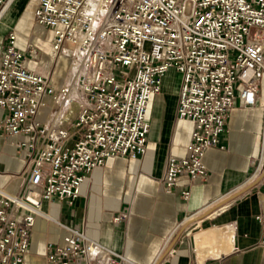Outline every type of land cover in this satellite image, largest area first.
<instances>
[{"label": "built area", "instance_id": "obj_1", "mask_svg": "<svg viewBox=\"0 0 264 264\" xmlns=\"http://www.w3.org/2000/svg\"><path fill=\"white\" fill-rule=\"evenodd\" d=\"M14 1L0 0V23ZM37 2L36 24L53 30L49 52L31 41L19 49V32L10 27L0 55V136L24 152L29 167L26 192L0 187V264H25L38 216L68 230L63 242L46 244L47 264H124L123 253L51 217L43 203L72 206L95 168L146 153L149 104L172 69L181 74L176 118L192 120L194 130L186 156H168L161 181L167 192L182 175L204 181L205 154L225 148L221 135L237 99L246 108L257 101L264 0ZM61 57L66 78L56 84L52 71ZM121 66L130 70L118 76ZM189 196L190 189L182 191ZM256 219L264 245V215Z\"/></svg>", "mask_w": 264, "mask_h": 264}, {"label": "crops", "instance_id": "obj_2", "mask_svg": "<svg viewBox=\"0 0 264 264\" xmlns=\"http://www.w3.org/2000/svg\"><path fill=\"white\" fill-rule=\"evenodd\" d=\"M37 4V0H15L0 28L19 32V49L25 50L31 41L48 53L52 38L44 41L37 33L42 27L34 19ZM13 8L14 18L8 21ZM5 45L6 39H0V55ZM60 59L52 71L56 84L66 78L67 65L60 66ZM27 65L42 73L49 71L29 59ZM179 88L167 95L165 76L161 93L151 99V126L142 157L108 159L81 184V193L72 206L61 200L45 201L43 211L123 253L128 259L124 264H264L262 227L256 219L264 215V78L255 105L246 108L237 99L229 112L221 135L225 148L207 150V178L190 182L182 175L167 192L161 181L166 160L169 155L186 156L194 130L192 120L176 118ZM2 116L0 108V119ZM28 172L24 152L0 136V187L14 194L26 192ZM185 189H190L188 199L182 197ZM36 193L40 196L41 189L36 188ZM122 214L126 219L117 220ZM211 227L232 230L231 246L227 253L200 261L196 234ZM67 233L66 228L38 216L25 264H47L46 244L63 242Z\"/></svg>", "mask_w": 264, "mask_h": 264}, {"label": "bare ground", "instance_id": "obj_3", "mask_svg": "<svg viewBox=\"0 0 264 264\" xmlns=\"http://www.w3.org/2000/svg\"><path fill=\"white\" fill-rule=\"evenodd\" d=\"M231 242L232 230L228 228L211 227L200 230L196 234L197 256L200 261L210 255L220 256L229 251Z\"/></svg>", "mask_w": 264, "mask_h": 264}, {"label": "rangeland", "instance_id": "obj_4", "mask_svg": "<svg viewBox=\"0 0 264 264\" xmlns=\"http://www.w3.org/2000/svg\"><path fill=\"white\" fill-rule=\"evenodd\" d=\"M11 11L12 12L10 14H8V17H9V18H7L8 21L13 20L14 15H15V12H14L15 8H13ZM4 28H5L4 26L0 28V31H1L0 32V39L5 41V39L8 35V31H7V29L5 30ZM254 30L260 31L259 29H256V28ZM37 33H39L41 35V37L44 41L53 37V30L49 29V28L39 27ZM147 48H148V45H147ZM49 63H51V61H49ZM59 65L65 67L67 65L66 59L61 58ZM129 70H130V67L121 66L116 70V74L118 76H121L124 72H128ZM166 80H167V86H168L167 95L171 96L174 93H176L178 87H180L181 74L175 70H169L166 74Z\"/></svg>", "mask_w": 264, "mask_h": 264}]
</instances>
